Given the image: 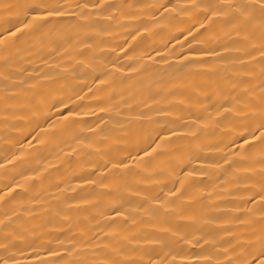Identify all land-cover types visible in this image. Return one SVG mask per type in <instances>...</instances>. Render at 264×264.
<instances>
[{
  "label": "bare ground",
  "instance_id": "obj_1",
  "mask_svg": "<svg viewBox=\"0 0 264 264\" xmlns=\"http://www.w3.org/2000/svg\"><path fill=\"white\" fill-rule=\"evenodd\" d=\"M0 264H264V0H0Z\"/></svg>",
  "mask_w": 264,
  "mask_h": 264
}]
</instances>
